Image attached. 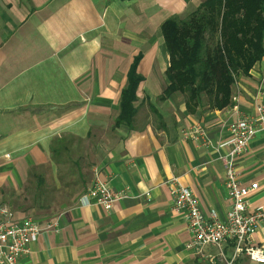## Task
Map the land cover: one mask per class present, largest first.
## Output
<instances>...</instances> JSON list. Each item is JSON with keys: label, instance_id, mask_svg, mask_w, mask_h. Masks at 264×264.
Listing matches in <instances>:
<instances>
[{"label": "crops", "instance_id": "0c3cea01", "mask_svg": "<svg viewBox=\"0 0 264 264\" xmlns=\"http://www.w3.org/2000/svg\"><path fill=\"white\" fill-rule=\"evenodd\" d=\"M204 1L0 0V219L8 209L44 229L16 264H256L233 244L224 258L215 246L188 248L168 186L177 177L206 216L225 218L228 126L264 103V57L234 85L231 107L191 112L180 94L160 99L170 64L162 25ZM134 66L137 114L116 126ZM195 124L206 144L183 139ZM234 164L244 185H259L250 211L264 210V132ZM95 172L127 194L110 213L79 204ZM253 239L264 246V219Z\"/></svg>", "mask_w": 264, "mask_h": 264}, {"label": "trees", "instance_id": "16d2710c", "mask_svg": "<svg viewBox=\"0 0 264 264\" xmlns=\"http://www.w3.org/2000/svg\"><path fill=\"white\" fill-rule=\"evenodd\" d=\"M161 30L170 64L160 99L180 93L191 112L204 106L223 110L233 105L238 79L264 57V0H205L191 13L165 21ZM135 68L122 91L116 126L132 127L137 114L142 78Z\"/></svg>", "mask_w": 264, "mask_h": 264}, {"label": "built area", "instance_id": "2783aa9c", "mask_svg": "<svg viewBox=\"0 0 264 264\" xmlns=\"http://www.w3.org/2000/svg\"><path fill=\"white\" fill-rule=\"evenodd\" d=\"M230 139L227 142L230 153L224 158L226 169V190L232 206L225 218H220L215 211L206 216L193 192L179 182L176 177L168 182L175 210L184 211L192 234L188 248L203 255L207 246H215L224 258L226 244H233L234 256L244 255L256 264H264V246L254 242L258 222L264 219L263 208L249 209V197L259 189L257 183L244 185L237 172L234 160L247 153L249 144L257 135L264 132V103L257 106L253 117H242L228 126ZM184 140L195 143L208 142L207 131L201 124H195L182 132ZM150 194H147L149 197ZM127 194L114 192L98 172L94 173L91 186L79 198L82 206L96 205L105 212H111L115 202L123 200ZM0 219V262L16 264L29 250V245L36 242L44 229L33 218H16L8 209L1 211ZM52 227V225H50Z\"/></svg>", "mask_w": 264, "mask_h": 264}, {"label": "rangeland", "instance_id": "374dc122", "mask_svg": "<svg viewBox=\"0 0 264 264\" xmlns=\"http://www.w3.org/2000/svg\"><path fill=\"white\" fill-rule=\"evenodd\" d=\"M177 94H180V93H177ZM180 95H182V94H180ZM183 96V95H182ZM184 97V96H183ZM66 203V202H65Z\"/></svg>", "mask_w": 264, "mask_h": 264}]
</instances>
